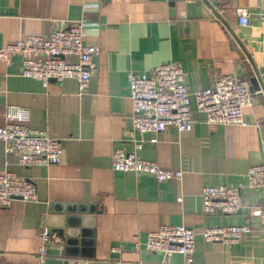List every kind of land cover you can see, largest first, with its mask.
Returning <instances> with one entry per match:
<instances>
[{"label": "crops", "instance_id": "crops-1", "mask_svg": "<svg viewBox=\"0 0 264 264\" xmlns=\"http://www.w3.org/2000/svg\"><path fill=\"white\" fill-rule=\"evenodd\" d=\"M238 8L247 9L250 28L238 26ZM263 14L264 0H0V48L82 22L84 44L100 51L83 95L73 79L44 88L23 78L20 56L0 62V127L9 107L25 109L26 126L45 131L62 149L59 164L24 168L16 155L5 156L0 141V173L7 159L8 170L30 182L36 194L34 202L0 205V264H42L65 251L82 262L185 264L177 254L164 263L144 246L148 233L177 225L196 233L191 264H264L263 227L250 215L263 205L264 191L248 189L245 177L264 163V96L251 92V106L243 110L246 128L206 125L193 100L219 76L251 86L255 69L264 84ZM169 62L185 72L194 124L188 133L169 127L151 144L152 135L131 129L127 75H148ZM138 142L144 143L141 149L135 148ZM116 150L181 170L182 178L157 183L115 172ZM239 184L238 213H202L203 187ZM54 212L80 219L79 245H65L53 234L41 261L42 219ZM243 225L251 232L235 245L206 243L200 236L207 228Z\"/></svg>", "mask_w": 264, "mask_h": 264}, {"label": "built area", "instance_id": "built-area-1", "mask_svg": "<svg viewBox=\"0 0 264 264\" xmlns=\"http://www.w3.org/2000/svg\"><path fill=\"white\" fill-rule=\"evenodd\" d=\"M237 24L250 28L247 9H236ZM264 19V14L262 15ZM86 28L76 22L67 29H60L48 36L29 35L14 44L0 48V62L9 63L15 56L22 59L20 75L26 79L39 81L44 88L50 82L62 83L67 79L76 81L78 94L83 95L90 78L97 72L94 58L100 53L97 46L85 45ZM72 60V61H69ZM127 88L131 103V129L140 134H150L151 144L156 136L173 127L179 133L192 130L191 99L185 83V72L178 62H169L155 67L151 73L127 75ZM195 108L204 115L208 126L248 127L243 110L251 106L250 84L231 76L217 77L210 87L193 94ZM29 113L25 109L9 107L5 124L0 127V141L4 145L6 157L16 155L18 164L24 168L60 163L62 149L59 141L49 137L43 130L26 126ZM264 145V139L262 141ZM144 143L135 144L141 149ZM5 159L0 173V205L7 207L12 201L34 202L35 189L26 179L8 170ZM112 170L132 173L137 177L148 176L157 183L179 181L181 170L162 169L153 162L141 160L134 153L116 150L112 154ZM246 186L250 190L264 191V163L252 166L245 174ZM235 187L206 186L200 192L201 210L206 216L217 214L234 215L243 207L241 190ZM258 219L264 237V203L250 213ZM251 229L248 225L213 227L204 229L200 236L206 243L220 242L225 245L238 244ZM196 233L184 225L162 226L147 234L145 249L161 255L163 262L171 256L180 255L185 264L192 263ZM42 246L39 250L44 261L51 237L46 230L40 233Z\"/></svg>", "mask_w": 264, "mask_h": 264}, {"label": "water", "instance_id": "water-1", "mask_svg": "<svg viewBox=\"0 0 264 264\" xmlns=\"http://www.w3.org/2000/svg\"><path fill=\"white\" fill-rule=\"evenodd\" d=\"M255 75L252 77L250 83V91L260 92L264 96V84L259 79L258 72L254 69ZM54 82V81H52ZM68 214V213H67ZM59 214L47 215L42 219L43 229L46 230L49 236L55 234L58 237H63L65 239V245L74 244L79 245V229L82 228V223L79 218H69L65 216H58ZM82 226V227H81ZM71 230V231H70ZM72 232V233H71ZM79 255L69 254L66 251L61 257L48 258L42 264H101L94 262H82L79 261ZM93 259V257H92Z\"/></svg>", "mask_w": 264, "mask_h": 264}]
</instances>
